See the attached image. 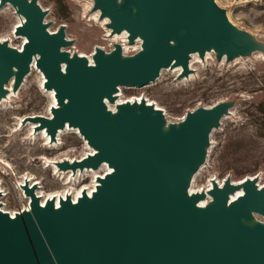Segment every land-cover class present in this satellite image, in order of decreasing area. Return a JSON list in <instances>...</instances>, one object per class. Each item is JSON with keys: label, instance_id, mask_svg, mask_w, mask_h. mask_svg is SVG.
Listing matches in <instances>:
<instances>
[{"label": "water", "instance_id": "obj_1", "mask_svg": "<svg viewBox=\"0 0 264 264\" xmlns=\"http://www.w3.org/2000/svg\"><path fill=\"white\" fill-rule=\"evenodd\" d=\"M8 2L25 17L15 33L26 41L20 50L0 42V97L13 67L16 91L36 57L45 88L62 106H52V118L25 120L39 122L53 138L66 122L78 128L98 153L71 168H97L105 160L113 171L92 198L84 193L76 203L67 196L59 208L51 199L41 207L31 186L29 210L12 218L0 209V264H264V227L240 222L252 217L251 210L264 213V187L257 188L256 177L246 179L245 194L231 202L228 177L221 189L213 181L205 208L196 205L203 194L187 193L188 176L205 162L210 131L229 113L230 102L190 110L166 130L163 112L144 100L119 105L115 113L104 102L114 101L120 85L155 81L163 67L181 65L179 76H186L191 51L204 58V48L212 46L217 60H233L264 52V43L238 32L214 0H126L122 8L115 0H92L89 11L109 16L111 33L126 28L128 45L139 38L140 48L136 42L123 54L114 42L105 54L96 47L95 65H88L62 50L72 40L65 39L64 25L47 30L38 0H0V8ZM237 35L246 40L235 41Z\"/></svg>", "mask_w": 264, "mask_h": 264}, {"label": "rangeland", "instance_id": "obj_2", "mask_svg": "<svg viewBox=\"0 0 264 264\" xmlns=\"http://www.w3.org/2000/svg\"><path fill=\"white\" fill-rule=\"evenodd\" d=\"M215 1L238 32L251 37L256 44L264 43V0ZM38 3L48 11L45 21L49 30L65 26L66 37L72 40L67 50L89 56L95 47L108 50L113 46L115 41L107 35L105 25L90 18L87 5L91 0H38ZM18 20L10 4L0 8V39L9 38L14 47L22 44L12 34ZM136 47L137 44L124 51L130 54ZM191 68L182 77L175 68L164 69L155 81L139 87L122 86L118 93L124 100L149 99L164 111L169 122L181 120L197 107L230 102L229 113L210 131L206 159L192 185L198 189L211 178L239 181L248 176H257L258 183L264 185V56L255 49L237 59L217 60L212 53L194 58ZM41 81L40 73L30 70L13 95L0 101V206L8 212L20 211L29 203V198H24L17 187L24 178L29 179L26 181L31 186L38 184L34 194L45 196L64 190L62 177L53 168L44 166V159L80 158L90 151L85 141L71 130L63 131L51 144L41 137L40 129L30 130L34 123L25 118L47 116L53 102ZM91 179L92 176H83L74 180L72 193L80 191Z\"/></svg>", "mask_w": 264, "mask_h": 264}, {"label": "bare ground", "instance_id": "obj_3", "mask_svg": "<svg viewBox=\"0 0 264 264\" xmlns=\"http://www.w3.org/2000/svg\"><path fill=\"white\" fill-rule=\"evenodd\" d=\"M115 1H116V4L119 6V8H122L123 5H125L127 3L126 0H115ZM214 2L216 3L215 0H214ZM7 4H10L13 7V9L15 10V12L18 15V18H19L18 23L15 25V27L12 30V34L14 35V37L20 38L22 40V44H23V42L26 41V37L23 34H16L15 33V28L23 25V22L25 21V17L22 14L18 13L17 6L16 5L11 4L10 2H8ZM91 4H92V0H91V3H88V5L86 4L87 5V8L90 9ZM132 7H133V10L136 9L134 5ZM42 10H44L46 12V15H47L48 11L45 10V9H43V8H42ZM90 12H91V14H90L91 17L90 18L93 19V20H95V21L96 20H99L101 22V24L105 25L106 30H107V35L109 37H112V39L115 42H117V43H119L121 45V47H122V53L124 54V50L130 46L127 43V36H128L127 29L126 28H123L120 32L111 33L110 28L107 27V24L111 20L110 17L107 16V15L100 16V11L99 10H92ZM46 15L44 16V19H43V22L44 23H46V21H45ZM57 29H58V27L54 31H51V30H49V26L47 27V30L50 33L56 32ZM180 32L183 33L184 30H181ZM64 37H65L66 40H70V39H68L66 37V33H65ZM233 39L235 41H237V42H243V41L246 40L245 37L238 36V35L237 36H234ZM0 42H6L9 47H13V48H16L18 50H20L21 49V46H22V44H21V46H18V47L12 46L9 43V38H7V37L1 38L0 39ZM136 42H138V47L137 48H140V40H139V38L137 39ZM136 42H135V44H136ZM171 42H175V40H171ZM135 44H133L131 46H134ZM66 48H67L66 46H63L62 47V50L69 52V55L70 56H72V54H76L77 56L86 58L88 65H95V61H94L93 55L95 53L96 47L94 48V51L89 56H86L83 53H80L79 54L76 51L67 50ZM101 49L105 52V54H107V51L104 48H101ZM213 52H215V50H214V48L212 46L210 48H206L205 47L204 48V57L210 56ZM258 52H259L260 55L264 56V52H262V51H258ZM194 58H200V54H199V51L198 50L191 51V52L188 53V67L189 68L192 67V60ZM237 58H239V55H237L235 57V59H237ZM36 60H37L36 57H34L33 60L31 61L30 68H29V72H30V70H33V69H35L36 71H38L40 73V75L42 76L41 86H42L43 89H46L45 86H44V83L46 82V78L43 75V73L40 70V68H38V66L36 65V63H37ZM64 65H65V63H62V66H64ZM168 68L169 69L175 68L174 70L177 71L178 73H180L182 71V66L181 65H176V66L173 65L171 67H163V68H161L160 69V72H162V70L168 69ZM12 70H13V76L5 84V90L6 91H5V93L3 95H1L0 101H4V100L10 98L13 95V93H14V89L12 88V85H13V82H14V73L16 72L17 68L16 67H13ZM160 72H159V75H160ZM151 82H153V81H151ZM151 82H149V83H151ZM121 87H122L121 85L118 86L117 87V90L113 93V96H114V101L113 102L110 101L107 97L104 98V102L106 103L107 108L110 111H112V113H115L118 110V106L119 105H123L125 103L132 104L134 102L137 103V104H139L142 100H144V102L147 105H151V106L154 107L155 110L160 109L163 112V115L165 117V124H164V129L165 130L169 127V124L170 123H173V124H175L177 126L179 125V122L181 120L180 121H177V122H169L167 120L166 116H165L164 111L161 108H159L157 104L153 103L149 99H145L143 97H132V98L129 97L126 100L122 99L121 98L122 97L121 96V93H118V91L120 90ZM126 87H134V86H126ZM46 91L49 92V94L52 97V101H53L52 102V105L49 108V113L47 114L46 117L47 118H52V116H53V114L51 112L52 106H54L56 108H61L62 105H59L58 104L57 98L55 96V91L53 89H46ZM206 107H210V106H206ZM34 116H38V115H34ZM41 116H43V115H41ZM184 117L185 116H183L182 119ZM33 123L34 124H31L29 122V124H31L30 130L31 129L33 130L34 129V131H35L37 129V127H38V129H40L39 134L41 135V137H44V140H46V141L48 140V143L49 144H51L52 141L55 140V138L58 139L59 135L63 131H65V130H67V131L71 130V131L77 133L85 141L87 147L90 148V151L87 152L84 156H82L80 158H71V157H67V156L62 157V158H58L57 160H48V159H44L43 158L44 159L43 160L44 166H49V167H51V169L53 168L54 173L56 175H58V176H61L64 184H66V185H65L63 191H61V192L58 191V192H55V193L53 192V193L45 194V196L40 195L39 193L36 194V192H35V196L39 199L40 206L41 207H44L45 206V203L48 200L51 199L52 201H54V207L55 208H59V207H61L62 200H65V198L67 196L70 197L72 203H76L79 198H81V197L84 196V193L87 195V197L92 198L93 194L95 192H97L98 187L101 185L100 179H103L104 176H105V174L111 173L113 171V168L111 166H109L108 162L105 161V160L102 161V163L97 168H93L91 166H89V167L85 166L83 168H81L79 166H76L77 167L76 169L71 168L72 165L75 162H80L81 160L87 158L88 156H95V154L98 153V150L95 149V148H93L92 146H90L87 143V141L84 139V137L79 133L78 128H76L74 126H70L67 122L65 123V126L63 128H59L57 130L54 138L51 137L50 133L47 132L46 127L39 128V124H40L39 122H33ZM203 147H204V150H205L206 149V144L205 143H203ZM204 152L206 153V150ZM204 158H206V154H205V157ZM63 164H67V165L64 167ZM202 165L203 164L200 162L198 164L197 170L191 171V173L189 174V176H188V185H187V193H188V195L198 194V193L203 194L204 195L203 197L198 198V200L196 202V205L198 207L205 208L213 200V197L211 195V190L213 189V181H215L216 184H217V186H218V188L221 189L223 187V185H224V180L225 179L222 180V181H217V180L211 178L209 180V183L206 184L205 186H203L201 188L199 187L198 189L194 188V185H192V182H193L195 176L197 175V173L199 172V170L202 169ZM83 176H92L93 179H91V182L88 185H86L85 187L81 188L80 191H74L72 193V191H71V185L73 184V182H75L74 180H76L77 178L83 177ZM254 177H256L255 184H256L257 188L258 189L263 188L264 185H261L260 183H258L257 176H248V177H245L244 179L239 180V181H232V180H230V184L233 185L234 187H233V189H231V191H230V193L228 195V202H231V201L235 200L239 196H243L245 194V191L242 188L243 183L245 182L246 179H248V178H254ZM26 179L24 178L23 180H21L17 184V187L22 191L23 197L24 198H29V203L27 204L26 207H23V209H22L23 211L29 210V208H30V202H31V196L27 192V189L26 188L31 187L32 184L29 185V182H27ZM27 180L29 181V179H27ZM236 184H238L239 186H237ZM36 185H38V184L37 183H33V187L32 188H35ZM0 205H1V203H0ZM0 209L2 211H5L4 209H2L1 206H0ZM5 212H8V211H5ZM17 212H20V211H17ZM17 212H8V213L13 218ZM251 214H252V217L251 218L241 217L240 218V222L243 223V224H245V225H247V226H249V227H253L258 222V223H260L264 227V220H261V219L258 218V217H263L264 218V213L259 212V211H255V210H251Z\"/></svg>", "mask_w": 264, "mask_h": 264}]
</instances>
